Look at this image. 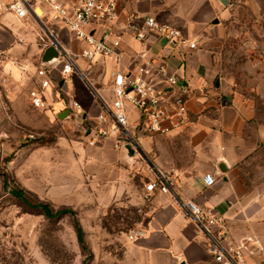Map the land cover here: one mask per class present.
<instances>
[{
	"label": "crops",
	"instance_id": "crops-1",
	"mask_svg": "<svg viewBox=\"0 0 264 264\" xmlns=\"http://www.w3.org/2000/svg\"><path fill=\"white\" fill-rule=\"evenodd\" d=\"M63 1L76 5L80 0ZM8 2L0 0V51L7 54L3 70L12 71L16 77L21 75L20 80L34 88L40 81L36 72L44 52L40 44L42 26L33 17L18 19L6 9ZM255 3L264 4V0H118L112 32L121 39L123 56L119 64L110 56L97 55L92 61L83 58L81 53L88 43L76 39L66 26L50 22L60 44L78 55L81 72L88 74L93 65H103L104 83L111 82L112 86L118 70L135 75L138 64L147 58L166 64L171 75L190 85L192 121L185 128L167 135L134 128L140 150L150 159L145 176L154 178L152 167L176 175L170 193L156 191L150 197L148 216L142 223L146 235L130 238L127 245L129 264H221L209 251L207 237L182 200H194L224 215L229 241L245 245L244 264H264V177L259 175L251 181L244 165L264 144V115L252 101L231 88L223 75L222 58L227 38L234 34L231 25L242 20L240 13L245 4ZM133 12L141 16L140 25L147 16H155L162 23L178 27L189 41L196 42V47L168 41L155 33L147 42H140L126 27ZM49 76L52 84L47 89V106L51 112L53 107L57 115L71 110L72 115L80 116L77 121L89 143L97 137L96 119L104 111V102L111 103L114 98L113 88L110 101L96 97L89 102V108H99L92 115L65 92L70 78L63 77L60 66L51 67ZM148 78L161 93L162 104L170 107L173 91L166 77L154 68ZM56 84L65 94L61 98ZM73 101L82 104L83 113L75 114L70 105ZM130 122L137 124L136 112L131 113ZM92 146L128 152L126 147L116 146L113 138L99 139ZM207 175L215 179L212 185L206 184Z\"/></svg>",
	"mask_w": 264,
	"mask_h": 264
},
{
	"label": "rangeland",
	"instance_id": "rangeland-1",
	"mask_svg": "<svg viewBox=\"0 0 264 264\" xmlns=\"http://www.w3.org/2000/svg\"><path fill=\"white\" fill-rule=\"evenodd\" d=\"M240 14L222 54L223 75L264 115V4H245ZM103 71L102 64L93 65L88 74L78 71L67 80L65 92L92 115L99 108H89V102L112 98ZM20 78L12 71L0 74V264H129L131 231L149 212L150 159L142 150L130 156L116 147L90 145L80 116L63 119L53 107L51 112L33 106L32 85ZM56 85L61 98L65 94ZM244 165L251 181L264 177V144ZM14 189L25 190L33 204L71 212L50 218Z\"/></svg>",
	"mask_w": 264,
	"mask_h": 264
},
{
	"label": "built area",
	"instance_id": "built-area-1",
	"mask_svg": "<svg viewBox=\"0 0 264 264\" xmlns=\"http://www.w3.org/2000/svg\"><path fill=\"white\" fill-rule=\"evenodd\" d=\"M117 6L118 0H80L76 5H67L63 0H9L6 9L18 19L33 17L43 27L44 32L40 34L42 48L45 50L50 45H54L59 51V58L52 64L39 63L36 75L40 81L29 93L33 106L47 107V89L52 84L49 76L51 67L60 66L61 74L65 79L70 78L74 72L81 71L76 60L78 55L60 44L50 22L55 21L66 26L76 39L88 43V47L81 53L83 58L92 61L97 55L110 56L119 64L123 56L121 39L119 36L114 37L112 32L118 17ZM140 19L141 16L137 13L129 14L126 27L142 43L147 42L150 34L155 33L168 41L188 43L192 48L197 45L196 42L189 41L178 27L162 23L155 16H147L143 25H140ZM106 25L110 27L100 35L98 32ZM142 57L145 58V55L142 54ZM6 59L7 54L0 51V74ZM154 68L166 77L172 87L173 98L169 103L170 107L162 104L161 93L155 83L148 78ZM112 88L114 98L111 103L104 102V111L96 119L98 127L94 136L96 134L97 137L89 141L90 145H96L99 139L113 138L116 146L126 147L129 144L139 152L140 145L134 128H143L150 134L167 135L185 128L192 121L188 105L190 85L187 80L171 75L164 63H155L146 58L138 64L135 75L118 70ZM70 105L76 111L75 114L84 112L80 102L73 101ZM132 112H136L138 119L134 126L130 122ZM152 170L154 178H149L146 186L148 196L151 197L156 191L170 193L176 174L168 175L153 167ZM205 182L212 185L215 179L207 175ZM182 203L199 230L207 237L209 251L218 262L245 263L243 253L245 245L244 243L233 245L229 241L230 231L224 215L194 200H182ZM145 235V228L140 226L131 231L130 238L135 239Z\"/></svg>",
	"mask_w": 264,
	"mask_h": 264
},
{
	"label": "trees",
	"instance_id": "trees-1",
	"mask_svg": "<svg viewBox=\"0 0 264 264\" xmlns=\"http://www.w3.org/2000/svg\"><path fill=\"white\" fill-rule=\"evenodd\" d=\"M13 193L18 198L24 200V202L26 204H28L29 206L34 207V208H40L50 218H54V217L66 214L68 212H71V210H68V209L54 210L49 204L44 203V202H38V203L33 204L26 197V192L23 189H14ZM76 230H77V235H78V239H79L80 245L83 248H85L84 230H83L82 226L79 223L76 224Z\"/></svg>",
	"mask_w": 264,
	"mask_h": 264
},
{
	"label": "water",
	"instance_id": "water-1",
	"mask_svg": "<svg viewBox=\"0 0 264 264\" xmlns=\"http://www.w3.org/2000/svg\"><path fill=\"white\" fill-rule=\"evenodd\" d=\"M59 58V51L58 49L56 48V46L54 45H50L49 47H47L44 52H43V55H42V59H41V63L43 65H48V64H52L53 62H55L57 59ZM71 110H67L63 113H61L59 116L60 118H66L67 116L71 117ZM126 149L128 151V154L130 156H136L137 155V151L134 149L133 146L131 145H127L126 146ZM248 240L245 241V243H247Z\"/></svg>",
	"mask_w": 264,
	"mask_h": 264
}]
</instances>
